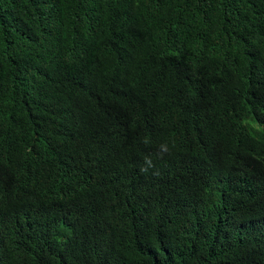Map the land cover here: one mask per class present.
I'll return each instance as SVG.
<instances>
[{"label":"trees","instance_id":"1","mask_svg":"<svg viewBox=\"0 0 264 264\" xmlns=\"http://www.w3.org/2000/svg\"><path fill=\"white\" fill-rule=\"evenodd\" d=\"M0 264H264V0H0Z\"/></svg>","mask_w":264,"mask_h":264}]
</instances>
